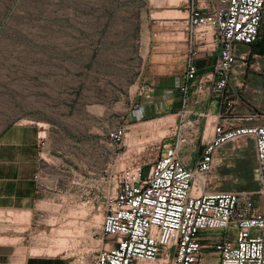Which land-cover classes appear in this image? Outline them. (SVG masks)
<instances>
[{
    "label": "rangeland",
    "instance_id": "374dc122",
    "mask_svg": "<svg viewBox=\"0 0 264 264\" xmlns=\"http://www.w3.org/2000/svg\"><path fill=\"white\" fill-rule=\"evenodd\" d=\"M159 2L0 0V129L38 121L47 131L40 191L46 214L23 232V259L94 264L109 180L140 157L153 160L163 153L176 141L181 123L189 121V112L176 117L166 110L158 118L138 120L139 129L127 127L154 74L148 60ZM117 130L123 131L121 144L111 139ZM182 137L189 141L182 146L186 157L197 140L192 142L189 133ZM245 139L240 142L246 144ZM232 152L219 167L218 188L257 197L250 186L258 183L251 142ZM74 162L84 164L80 188Z\"/></svg>",
    "mask_w": 264,
    "mask_h": 264
},
{
    "label": "built area",
    "instance_id": "2783aa9c",
    "mask_svg": "<svg viewBox=\"0 0 264 264\" xmlns=\"http://www.w3.org/2000/svg\"><path fill=\"white\" fill-rule=\"evenodd\" d=\"M189 45L179 89L181 115L190 111L191 91L197 81L199 98L221 102L211 138L202 144L194 166L181 156L182 137L191 141L200 129L181 123L176 141L165 145L153 160L140 157L113 180L106 196L102 232L94 264H264V124L254 109L235 108L230 81L241 65L249 66L252 46L261 37L264 0H184ZM196 40L208 42L219 53L213 72L198 79ZM123 131L111 133L121 144ZM40 129L39 153L47 143ZM253 139L256 147L258 196L253 192L210 190L215 183L217 155L227 144ZM201 140L204 142L205 133ZM45 167L34 175L40 192ZM255 192V191H254Z\"/></svg>",
    "mask_w": 264,
    "mask_h": 264
},
{
    "label": "crops",
    "instance_id": "0c3cea01",
    "mask_svg": "<svg viewBox=\"0 0 264 264\" xmlns=\"http://www.w3.org/2000/svg\"><path fill=\"white\" fill-rule=\"evenodd\" d=\"M159 1L160 9L152 16L153 25L158 30L157 33H150L154 37L150 36L152 48L150 47L148 60V67L154 74L150 77L151 85L147 88V93L129 119L127 127L131 130L139 129L137 123L140 119L158 118L166 110H171L179 117L183 109L182 92L178 86L189 45V36L185 30L188 11L184 0ZM154 39H157L156 43ZM195 45L199 49L196 58L198 79H205L213 72L219 53L208 42L196 40ZM248 49L251 65L239 66L230 81L233 105L240 111L254 109L260 114V123L264 124V29L256 45L242 48L245 51ZM196 88L197 81L191 91L189 121L200 129V138L197 139V145L194 144L184 157L191 166L195 165L202 144L211 138L221 110L219 99L199 98ZM39 125L38 121H24L0 129V264H33L36 259L35 256L23 259L20 241L23 232H29L37 225V216L46 214L42 208L46 203V196L37 190L34 179L38 167L45 166L39 153ZM187 133L190 134L189 128ZM203 133L204 142L201 140ZM249 139L257 167L255 143L253 139ZM249 139H245L246 144L238 140V144L233 147L221 149L214 170L216 181L210 190H220L217 184L220 179L219 167L230 159L236 147H247ZM245 165L248 166L247 163ZM73 175L75 186L80 188L85 180L84 164L74 162Z\"/></svg>",
    "mask_w": 264,
    "mask_h": 264
},
{
    "label": "trees",
    "instance_id": "16d2710c",
    "mask_svg": "<svg viewBox=\"0 0 264 264\" xmlns=\"http://www.w3.org/2000/svg\"><path fill=\"white\" fill-rule=\"evenodd\" d=\"M259 41H260V40H259ZM259 41H258V42H259ZM258 42H257V43H258ZM257 43L253 44L252 46L256 45ZM250 186H251V188H253V190L258 191V189H259V185H258V183H256V182H250Z\"/></svg>",
    "mask_w": 264,
    "mask_h": 264
}]
</instances>
